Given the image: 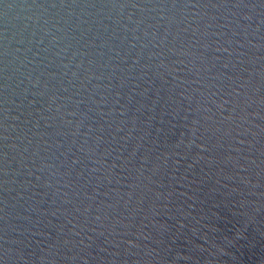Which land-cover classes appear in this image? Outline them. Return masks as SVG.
Wrapping results in <instances>:
<instances>
[{
	"label": "water",
	"instance_id": "95a60500",
	"mask_svg": "<svg viewBox=\"0 0 264 264\" xmlns=\"http://www.w3.org/2000/svg\"><path fill=\"white\" fill-rule=\"evenodd\" d=\"M0 264H264V0H0Z\"/></svg>",
	"mask_w": 264,
	"mask_h": 264
}]
</instances>
